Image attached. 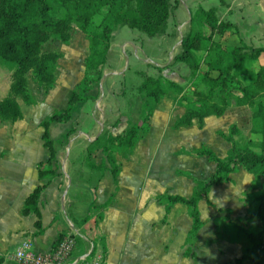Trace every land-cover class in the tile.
<instances>
[{
  "label": "crops",
  "instance_id": "0c3cea01",
  "mask_svg": "<svg viewBox=\"0 0 264 264\" xmlns=\"http://www.w3.org/2000/svg\"><path fill=\"white\" fill-rule=\"evenodd\" d=\"M171 4L172 15L168 18L166 33L153 37L154 41H146L134 34L132 29L126 35L125 26L115 28L109 47V53L113 54L111 57L108 55V65L113 66V71L107 78H113L115 82L117 79L114 76L124 71L129 70V75L139 71L148 74V69L169 64L170 59L180 50L179 40L189 28L191 13L198 7L215 9L220 19L227 18L237 25L238 36L245 44L264 48V0H171ZM232 37L236 43L237 36L233 34ZM87 51L83 57L82 73L73 88L68 89V85L57 87L56 75L54 86L46 92L42 90L41 102L37 103L35 97L34 103L29 105L20 100V107L27 105L26 111L21 108L22 117L15 122L0 121V264H15V249L24 242L34 251L50 252L59 234L74 237L73 256L81 257L88 253L94 246L92 239H99L100 242L102 238L106 248L105 258L102 257L101 243V252H95L101 256L102 264H156L159 236L163 242H167L170 229L175 230L176 225L180 226L179 215L189 216L188 206L184 203H175L166 208L165 197H189L196 188L194 184L187 192L172 190L175 170L186 166V169L195 171L197 184L207 180L215 170L214 162L206 155L195 153L191 160L185 157L174 158L175 150L182 146L189 150L191 141L196 140L197 136L190 137L188 130L192 125L174 127V122L184 113V107L178 105L175 95L168 92L155 105L145 132L146 136L149 133L150 136L146 140L140 136L133 149L122 158H117L120 167L114 177L103 151L99 148L88 151V146L103 130L117 134L128 122L138 121L142 99L139 96L128 98L119 91L120 86L117 88L111 84L107 86L108 94L101 98V102L103 99L106 103V113L104 111L97 116L99 87L106 85H103L104 72L110 73L106 65L98 88L88 92V95H96V98L74 103L69 121L49 124V137L57 146L56 158L52 161L55 172L50 178L40 179L37 164L49 157V150L43 145L41 123L52 112L63 111L68 106L70 94L77 89L82 79ZM124 55L128 60L126 65H123ZM260 60V64L264 63V55ZM157 74L155 71L154 75ZM161 74L184 82V73L164 69ZM8 86L0 98L5 95ZM245 114L247 133L240 124V117ZM203 122L199 131L200 140L196 144L198 147L193 149L195 152L208 148L217 156L224 157L231 147L226 136L232 126L237 128L233 138L241 146L253 137L250 132L249 107L236 106L234 102L223 115L207 116ZM73 127L77 130L74 129L68 135L71 137L65 146L62 143L58 145ZM30 131L36 132V135L33 136ZM164 132H167L165 138L162 136ZM152 148L160 150L149 155ZM142 157L143 163L140 160ZM176 163H179L177 167ZM99 165L101 167L98 168ZM253 180V174L240 165L229 174L227 181L212 185L207 196L198 201L203 225L191 241L200 243L204 238H211L217 252L206 258L209 261L207 264H237L235 260L248 245L244 231L237 238L226 232L224 227L232 225L238 231L252 229L251 224L257 218L250 217L254 209L247 195L263 187L264 175L260 176L257 186ZM44 182L46 185L38 197L41 225L38 230L35 226L37 216L34 213L24 215L22 208L26 197L38 184ZM170 186L171 191L167 190ZM106 202V207H102ZM96 207L103 209L104 213L96 224L91 225L87 217ZM164 214L169 218L167 224L160 222ZM184 223L183 244L187 242L192 218L189 216L184 219ZM167 248L168 245L164 244L163 249ZM185 253L184 258L188 257Z\"/></svg>",
  "mask_w": 264,
  "mask_h": 264
},
{
  "label": "trees",
  "instance_id": "16d2710c",
  "mask_svg": "<svg viewBox=\"0 0 264 264\" xmlns=\"http://www.w3.org/2000/svg\"><path fill=\"white\" fill-rule=\"evenodd\" d=\"M103 7H106L105 13L94 23L93 18ZM172 9L171 0H0V69L6 68L10 72L7 94L0 98L2 122H15L22 117L19 100L28 105L34 103L30 80L45 92L54 86L63 52L45 49L47 43L69 42L74 26L88 41L84 73L77 89L69 96L68 106L63 111L52 112L41 123L43 145L49 150V157L37 164L40 179L50 178L55 172L52 161L56 158L57 146L49 137L48 126L54 121H69L74 103L96 98V95H88V92L98 88L108 63L115 28L126 26L149 37L163 35ZM233 34L237 36L236 43L222 45L214 39L216 35L227 38ZM262 55L264 48L248 46L242 41L238 36L237 25L227 18L220 19L213 8L198 7L190 15L189 28L183 34L180 50L172 57V61L162 67L155 66L160 72L157 76L139 71L141 81L135 90L142 99L140 119L128 122L117 134L108 132L105 137L100 134L88 146V151L91 148L103 151L115 177L120 167L117 155L134 148L141 134L148 130L155 105L168 92H173L177 104L184 107V113L174 122L176 128L191 126L195 122L200 126L207 116L223 115L232 102L236 106L249 107L253 137L241 146L233 138L237 128L232 126L226 136L231 147L224 157L217 156L208 148L196 151V154L206 155L215 164V170L209 178L200 181L189 197H165L166 208L175 203L188 206L192 223L187 242L195 237L203 225L198 201L207 196L212 185L227 181L229 174L240 165L253 174L255 186L259 185L260 176L264 175V63L257 69L248 67V64L259 61ZM180 63L188 68V77L184 81L193 85L191 90L187 82H179L161 74L162 70H172L173 65ZM73 131L71 128L65 137ZM91 166L94 167V164L91 163ZM45 185L46 182L38 184L26 197L22 208L24 215L34 213L37 216L35 226L38 230L41 227L38 197ZM252 194L257 207L250 212V217L257 218L261 226L258 230L241 229L248 245L235 260L237 264H264V185ZM107 204L104 203L102 207ZM63 236L59 234L56 243ZM100 243L102 257L105 258L106 248L102 238ZM95 252L96 244L89 255Z\"/></svg>",
  "mask_w": 264,
  "mask_h": 264
},
{
  "label": "rangeland",
  "instance_id": "374dc122",
  "mask_svg": "<svg viewBox=\"0 0 264 264\" xmlns=\"http://www.w3.org/2000/svg\"><path fill=\"white\" fill-rule=\"evenodd\" d=\"M106 11V7H103L101 12H99L97 15H95V17L93 18V22L97 23L102 15L105 13ZM131 31L130 28L125 26V30L124 32H126V35L129 34L128 32ZM134 34H138L139 36H141L142 38H144L146 41L150 42V41H154L153 37H149L147 36L145 33L138 31V30H132ZM206 32H208V30L206 29ZM140 38V37H138ZM214 39H217L218 41H220V43L222 45H227L228 44H232L235 42V38L232 37L230 38V36H228L227 38H223V37H218V35L214 36ZM87 46H88V41L85 37V35L78 30V28L76 26H74L73 30H72V38L69 40V42L67 43H62L59 41L56 42H50L47 43L44 48L45 49H52V50H60L63 52V57L59 60L58 63V67H57V71H56V75H57V87H65L68 85V89H70L71 87L73 88L76 84V82L78 81L79 76L82 73V66H83V57L84 54L87 51ZM113 53H108V55L111 57ZM128 55V54H127ZM173 55V54H171ZM124 63L123 65H126V62H128L126 55H124ZM111 59V58H110ZM165 58H162V60ZM160 61V60H159ZM158 61V62H159ZM172 61V58L170 59V62ZM112 63V62H111ZM131 63V60H130ZM261 63L260 61H256L253 64H248L249 68H254L257 69L259 64ZM131 67H129L130 69ZM113 66L112 65H108L107 63V71H110V73H107L106 71L104 72V80H103V85L106 83V85H104V87H99V104L96 106V111L98 114H96L97 116H99L100 114H103L104 111L106 113V103H104L103 99L101 102V98L102 96H106L108 94V90H107V86L111 85L112 86H116L117 88L120 86V92H122V94L126 95V97L128 98H132L135 96H138L136 94V86L137 84L140 83L141 81V77L139 75V72H135L134 74L129 75L131 72H129V70H127L126 72L124 71V73L122 74H118V75H112L115 77V82L113 81V78H107L108 75H110L113 71ZM172 70L177 71L178 74H182L184 73V77H188V68L185 67L184 64H175L172 66ZM157 71L158 73H160L157 68H152V69H148L147 72L148 74H151L153 76L154 72ZM159 75V74H157ZM113 79V80H112ZM10 82V72L8 69L6 68H1L0 69V94L4 92L5 88L7 85H9ZM187 82V86L191 89H193V85H190L189 81H184ZM189 84V85H188ZM29 87L30 90L33 94V96L35 97V99L38 102H41L42 98V90L37 86V84L30 80L29 81ZM8 91V89H7ZM7 91L5 93V95L7 94ZM171 95H173V92H169ZM4 95V96H5ZM173 97V96H172ZM20 101V100H19ZM24 106L21 108L26 111V107L27 105L23 104ZM117 105L119 106L120 103L118 102ZM243 114V113H241ZM83 117V115H82ZM106 117V115L104 116ZM119 119V118H118ZM159 121V120H158ZM157 121V122H158ZM246 122V114L241 115L240 117V124L244 130L245 133H247V130L245 129V123ZM202 124L204 125V122H202ZM200 125L195 122L190 128H189V133H190V137L192 136H197V139L194 141H191V147H189V150H186L185 147H181L178 148L177 150H175L174 153V158L175 159H190L191 157L195 156V148H197L198 146L196 145L198 143V141L200 140V136H199V131L202 129L203 125ZM151 127V126H150ZM73 129L77 130L76 127H73ZM30 133L35 136L36 132L34 131H30ZM108 133V130H103L101 133V137H105L106 134ZM167 132H164V135H162L164 138L166 136ZM160 134V132H159ZM176 135H179L176 133ZM150 136V133L146 136V133H143L141 135V138L145 137L144 140H146L148 137ZM158 136V132L155 133V137ZM181 136V135H179ZM71 135L69 137H63V141H61L62 145L65 146V142H67L68 138H70ZM150 139V138H149ZM33 141L37 140V139H32ZM203 146V145H201ZM92 147V146H91ZM160 150V149H159ZM158 148H156L155 150L152 148V151L149 153V155L151 153H156L159 152ZM166 149L163 150V152L165 153ZM189 151V152H188ZM126 152L124 153H120L118 154L117 158H122L121 156H123ZM189 155V156H187ZM141 162L143 163L144 159L142 157V159H140ZM177 164V163H176ZM175 164V165H176ZM179 165V163L176 165V167ZM147 168H150L147 167ZM153 169V168H152ZM200 175V174H199ZM202 176V175H200ZM181 177V178H178ZM197 174L196 172L192 171L191 169H186V166L176 169L175 170V180H174V186L172 188V190H176V191H181V192H187L188 190L191 189L192 185H198L197 181L195 180L197 178ZM181 179V180H180ZM194 185V186H195ZM193 186V187H194ZM167 190L171 191V186L169 188H167ZM253 192L248 193V198H249V202L251 204V207L255 210L257 207V201L255 199H253ZM160 200H163L162 197H160ZM176 211V210H175ZM180 212V211H179ZM177 214H180V213ZM104 213L103 209H100L99 207H96L93 212H91V214L87 217V219H89V223L91 225H94L98 222L99 219H101L102 215ZM183 214V212H182ZM181 215V214H180ZM179 215V221H180V226H175V230L173 228L170 229V237H166L168 238L167 242H163L161 239V235L158 238V244H157V263L156 264H207L209 261L206 260L207 257H209L211 254H213L214 252H217V249L214 248V244H212L211 242V238H204L203 241H201L200 243L198 242H194L190 241V242H186L183 244V233H182V227H184L185 223H184V219L188 218L189 216L186 214L184 215V217ZM110 219V217H109ZM169 218L167 217L166 214L162 215V217L160 218V222L162 224H167V220ZM172 219V218H171ZM177 219V218H176ZM252 229L254 230H258L260 228V222L258 219H255V223L251 224ZM225 231L230 233L233 237H240L243 233V231L241 230H237L234 226L232 225H225ZM172 229L174 230L172 232ZM250 229V230H252ZM220 231V229H219ZM242 232V233H240ZM221 236V232L219 234ZM167 236V234L165 235ZM214 239V238H212ZM94 244H96V251L101 252V247H100V242L99 239L93 238L92 239ZM164 244L168 245V248L166 250L163 249ZM183 244V245H182ZM214 248V249H213ZM186 252L188 257H183V253ZM182 254V255H181ZM245 264V262H244Z\"/></svg>",
  "mask_w": 264,
  "mask_h": 264
},
{
  "label": "built area",
  "instance_id": "2783aa9c",
  "mask_svg": "<svg viewBox=\"0 0 264 264\" xmlns=\"http://www.w3.org/2000/svg\"><path fill=\"white\" fill-rule=\"evenodd\" d=\"M74 245L72 235H64L50 252L34 251L24 242L17 246L13 258L15 264H102L100 255H89L92 247L81 257L73 256Z\"/></svg>",
  "mask_w": 264,
  "mask_h": 264
},
{
  "label": "water",
  "instance_id": "95a60500",
  "mask_svg": "<svg viewBox=\"0 0 264 264\" xmlns=\"http://www.w3.org/2000/svg\"><path fill=\"white\" fill-rule=\"evenodd\" d=\"M181 40H182V36L180 37L179 43L181 42Z\"/></svg>",
  "mask_w": 264,
  "mask_h": 264
}]
</instances>
